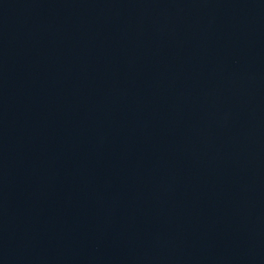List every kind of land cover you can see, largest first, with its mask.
<instances>
[{
  "label": "water",
  "instance_id": "obj_1",
  "mask_svg": "<svg viewBox=\"0 0 264 264\" xmlns=\"http://www.w3.org/2000/svg\"><path fill=\"white\" fill-rule=\"evenodd\" d=\"M0 264H264V0H0Z\"/></svg>",
  "mask_w": 264,
  "mask_h": 264
}]
</instances>
